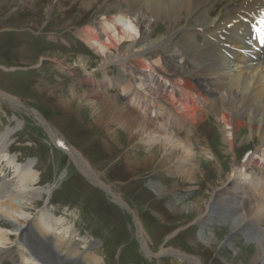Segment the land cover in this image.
Instances as JSON below:
<instances>
[{"label":"rangeland","instance_id":"374dc122","mask_svg":"<svg viewBox=\"0 0 264 264\" xmlns=\"http://www.w3.org/2000/svg\"><path fill=\"white\" fill-rule=\"evenodd\" d=\"M81 1L27 0L24 5L21 0H0V94L14 100L10 103L0 96V148L3 146L4 155L14 159L18 169L32 162V172L36 174L35 187L50 188L51 191L36 201L30 217L37 218L47 208L55 219L63 220L54 229L56 232L52 230L49 235L50 238L60 235L66 244L70 243L69 248L58 244L53 246L54 252L63 256L62 259H71V253L76 252L78 255L92 253L101 258L103 264H189L169 256H159L162 250H174L190 258H200L204 264H251L257 246L253 231L238 233L230 230L233 220L225 217L220 206L213 208V213L207 214L206 219V213L201 215L206 212L205 207L211 197L224 188L220 184L221 177H230L233 165L243 163L248 156L261 149L259 141L246 138L250 133L248 126H245L239 130L235 154L229 153L222 144L220 126L211 112L201 107L200 111L204 112L200 123L163 122L168 131L183 137L190 145L194 154L190 163L198 167V173L192 174V180L182 182L168 170L155 165L136 173L129 171L126 158H142L147 147L140 145V140L126 143L125 131L117 124L96 127L89 113L91 106L101 101L119 106L124 104L118 90L105 86L106 77L116 78L119 69L110 65L103 71L100 60L79 36L86 27L100 21L99 9L106 0H98L88 11L81 9ZM223 1L217 0L215 7L210 6L209 12L213 15L205 16L206 21L216 22L221 11L229 4L227 0ZM113 2L123 11L127 10L128 4L124 0ZM130 17L132 20L137 18L134 14ZM183 17L171 30L168 41L164 40L168 44L162 45L160 49L163 50L160 51L167 61L170 59L172 67L193 73L199 68L198 62L193 59V54L184 53L183 57L177 46L181 41L182 28L189 23L194 24L192 18ZM157 24L152 26L148 37L155 40L167 38L166 27L169 23ZM193 29L198 35L196 45L210 42L202 31ZM217 31L212 36L222 38L225 30L219 28ZM213 47L216 48L214 44ZM81 56L91 60L87 72L78 65ZM46 87L53 89L48 92ZM89 91L99 100H92L86 94L80 102L70 106L69 112L67 106L70 103L67 100L71 99L70 94L83 96ZM6 133L8 137L3 143L1 136ZM52 134L66 148L73 149L87 161L97 181L126 207L116 203L103 188L83 175L67 153L57 147ZM113 134L117 138L115 142L111 137ZM219 163L223 166V172ZM188 165L182 164L183 169H187ZM13 170L16 169L12 168L9 172L11 180L17 178ZM218 171L222 172V176L217 174ZM201 172L206 175L205 180ZM249 174L253 178L251 184L259 176L264 181V175L257 169H251ZM234 178L242 187L248 181L243 183L241 180L244 178ZM150 183L161 186L162 190L174 188L171 189L172 193L159 197L151 189ZM231 188L232 185L221 192L225 194L224 198L231 199V194H226L227 190H231L234 194L232 197L236 198L242 189L236 186V190ZM198 199H201L200 214L188 216L183 211L184 206ZM14 203L22 205L20 198ZM258 204L261 203L255 205ZM244 213L241 210L240 214ZM141 227L151 255H147L141 247ZM257 227L264 230V217L257 222ZM227 236H231V243H223ZM205 238L210 240L211 248L204 243ZM9 239L8 243L0 244V248L5 250L1 264H17L19 261L14 245L16 239ZM79 259L75 257L74 261ZM59 263L71 264L66 260H59Z\"/></svg>","mask_w":264,"mask_h":264},{"label":"bare ground","instance_id":"6f19581e","mask_svg":"<svg viewBox=\"0 0 264 264\" xmlns=\"http://www.w3.org/2000/svg\"><path fill=\"white\" fill-rule=\"evenodd\" d=\"M21 1L23 4L27 3V0ZM215 1L217 0H124L128 7L123 11L114 4L113 0H106L102 4V9H99L101 12L100 21L86 27L79 36L100 60L103 71L110 65H115L119 69L117 77L114 79L106 77V85H104L109 89L118 90L119 96H123L124 104L119 106L101 101L98 102L99 104L92 105L89 113L92 114L96 127L117 124L125 131L126 143L132 144L140 140V145L147 147L142 158H126V166L129 171L136 173L138 170H147L155 165L157 168L168 170L173 176L179 177L182 182L192 180V174L194 175L198 171V167L190 163V158L194 154L187 141L168 131L163 122L200 123L202 112H204L200 111V108L205 107V110L208 109V112H211L220 126L222 144L231 154H235V150L238 148L236 140L239 130L248 126L250 134L246 138L257 139L261 149L248 156L243 163L233 165L230 177H228L229 175L225 178L221 177L220 184L224 188L211 197L210 203L205 207L206 212L201 213V216L206 213V219L207 214L213 213V208L220 206L225 217L229 216L228 219L232 218L233 220L230 230L238 233L239 231H253L255 234L253 240L257 246L254 248L255 255L251 264H264V230L257 227V222L262 221V217H264V181L261 180L263 177L252 184L250 183L252 194H242L247 199L233 198L234 194L231 190H227L226 194H231L232 200L224 198L225 194H221L231 185L233 190H236L235 186L242 188V185L236 183L234 177L244 178L241 181L245 183L251 169H257L260 174L264 175V50L262 53H252L256 60L250 58L247 52L239 51L232 52L231 58H228L222 53L220 44V42H226V45H231L235 50L239 49V46H242V49H248L243 43L247 31L244 21L249 20L252 13L262 5L260 3L262 0H227L229 4L221 11V14L219 13L216 22L206 21L205 16L213 15L209 11L211 10L210 6L215 7ZM96 3L98 0H82L80 6L83 11H88ZM133 14L137 18L132 20L130 16ZM184 15L187 19L192 18L194 24L190 25L189 23L187 26L185 24L186 27L182 28L181 41L177 46L183 57L184 53L193 54V59L198 62L199 68L193 73L172 67L169 64L170 59L167 61L162 56L163 49H160L167 43L164 40L168 41L171 30L181 22L180 18ZM159 22L169 23V26L166 27L168 37H164L163 40H160L159 36L157 40L150 39L148 36L152 32V26ZM255 23L256 21L253 25ZM193 28L202 31L203 35L208 36L210 42L207 43L204 40L203 45H196L198 35L193 31ZM219 28L225 30L222 38H218V35L217 37L212 36L213 33L218 32ZM146 29L150 31H146ZM224 38L226 40L222 41ZM213 44L216 48L213 47ZM186 60L184 58V62ZM90 61L88 57L81 56L78 65L84 72H87L86 68ZM185 63L188 64V62ZM89 75L91 78V74ZM52 89L49 87L47 91L50 92L49 90ZM91 92H86L83 96L70 94V100L62 96L70 103L67 106L68 111L70 112L73 104L77 101L80 102L86 94L92 100H99L97 96H94L95 94H90ZM0 96L10 103L14 101L2 93ZM128 106L131 108L129 109ZM249 110L252 112L250 113ZM114 135L111 137L115 142L117 138ZM7 137V133L2 135L1 142L4 143ZM52 138L58 147L65 149L64 151L77 164L83 175L96 183L99 188H103L116 203L126 207L117 196L97 181L87 161L85 162L73 149L66 148L64 143L56 139L53 134ZM121 145L120 143L119 146L121 147ZM4 150L2 146L0 148V244L8 243L9 237L15 238L14 245L22 264H60L59 260H66L71 264H103L102 259L92 253L84 255H78L76 252L71 253L72 258L80 257L79 260L74 261V258L64 257L65 259H62L58 255L59 253L50 252L51 241L47 236L50 231L57 229L63 220L55 219L47 208L37 218L30 217L36 201L43 194L49 195L50 188H36L37 184L34 183L36 174L32 172L33 163L28 162L18 169L14 159L6 158ZM213 157L217 160L216 154ZM186 163L189 164L188 168L183 169L182 164ZM219 164L223 172V166L221 163ZM12 168L16 169L13 170L15 174L17 173L15 180L9 178ZM221 173L218 171L217 174L221 175ZM201 176L202 179H206L204 172H201ZM150 187L159 197L172 193L171 189L174 188L162 190L161 186L151 183ZM17 198L21 199L22 205L14 203ZM236 200L241 202L243 210L245 209L244 214H240ZM259 202L261 204L248 207L250 203ZM200 203L201 199H198L193 204L184 206L183 211L188 216L192 214L196 216L202 210ZM3 223L9 226H3ZM143 232L141 227L139 236L143 243L142 245L140 242L141 247L147 255H151L143 238L144 235L142 236ZM230 241L231 236H227L223 243H231ZM53 243L56 246L58 244L65 248L70 247V243L66 244L67 242L60 235L55 236ZM204 243L209 245L210 240L205 238ZM73 250L75 251L76 248ZM4 253L5 250L0 248V264ZM161 254L175 255L176 253L162 250ZM187 260L190 264H204L200 258Z\"/></svg>","mask_w":264,"mask_h":264},{"label":"water","instance_id":"95a60500","mask_svg":"<svg viewBox=\"0 0 264 264\" xmlns=\"http://www.w3.org/2000/svg\"><path fill=\"white\" fill-rule=\"evenodd\" d=\"M176 257L182 258V259H184V260L190 259V257H188V256H184V255H182V254H178V255H176Z\"/></svg>","mask_w":264,"mask_h":264}]
</instances>
